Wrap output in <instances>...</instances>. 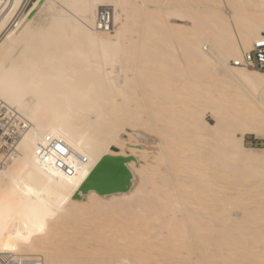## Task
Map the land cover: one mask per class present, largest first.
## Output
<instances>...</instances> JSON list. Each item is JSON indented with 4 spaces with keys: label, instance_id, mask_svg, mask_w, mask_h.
<instances>
[{
    "label": "bare ground",
    "instance_id": "obj_1",
    "mask_svg": "<svg viewBox=\"0 0 264 264\" xmlns=\"http://www.w3.org/2000/svg\"><path fill=\"white\" fill-rule=\"evenodd\" d=\"M261 35L264 0H0V105L28 124L0 167V259L264 264V147L244 145L264 137V73L231 64ZM125 126L159 137L152 165L82 193L131 157ZM46 137L78 170L41 163Z\"/></svg>",
    "mask_w": 264,
    "mask_h": 264
},
{
    "label": "built area",
    "instance_id": "obj_2",
    "mask_svg": "<svg viewBox=\"0 0 264 264\" xmlns=\"http://www.w3.org/2000/svg\"><path fill=\"white\" fill-rule=\"evenodd\" d=\"M231 64L264 73V35L255 39L249 50L243 51L236 61H231ZM27 129L28 124L24 123L19 114L0 105V167L5 166L17 155V145ZM36 156L41 163H49L55 170L68 175L79 168L78 163L75 164L72 162L73 158L70 159V149L58 137H46L45 144L36 149ZM8 261L10 264H37V261L14 262L11 258ZM0 264L8 262L0 259Z\"/></svg>",
    "mask_w": 264,
    "mask_h": 264
},
{
    "label": "rangeland",
    "instance_id": "obj_3",
    "mask_svg": "<svg viewBox=\"0 0 264 264\" xmlns=\"http://www.w3.org/2000/svg\"><path fill=\"white\" fill-rule=\"evenodd\" d=\"M170 23H178V21L171 20ZM178 24H184V22H179ZM239 97H241V96H239ZM242 97L244 98L245 96H242ZM256 102L257 103L254 104L255 107H257V106L260 107V102L259 101H256ZM206 120L208 121V123L214 125V122L209 117V114H206ZM141 129H142V131H141ZM143 130H144L143 128H138V130H137V128L134 129V128H130L129 126H125L124 132L122 133L121 143H123L125 145L126 151L131 156L128 158H130V161L133 163V167L135 168L134 170H137V171H140V169L144 170L145 164L147 167L152 165V159H151L152 154L154 152H156L157 146H155V145H157L156 142L159 141L158 140L159 137L157 135H156V137H154L155 134L153 132L151 133L150 132L151 130L147 131V132L143 131ZM147 130H148V128H147ZM147 139H150V140H147ZM147 141H148V143H147ZM152 141L153 142L155 141L154 142L155 144ZM149 142H152V143H149ZM263 143H264V137L263 136H260L257 138V137L252 136V135H247L244 138V145L247 148H250L254 151L263 148L264 147ZM149 151L151 152V154ZM145 154L148 155L147 158H149V159L145 158L148 161H146L143 158V156H145ZM132 170H131V172H132ZM134 170H133V172H134Z\"/></svg>",
    "mask_w": 264,
    "mask_h": 264
},
{
    "label": "water",
    "instance_id": "obj_4",
    "mask_svg": "<svg viewBox=\"0 0 264 264\" xmlns=\"http://www.w3.org/2000/svg\"><path fill=\"white\" fill-rule=\"evenodd\" d=\"M130 158L104 157L81 187L86 194L93 190L99 195L125 192L132 175L127 168Z\"/></svg>",
    "mask_w": 264,
    "mask_h": 264
}]
</instances>
